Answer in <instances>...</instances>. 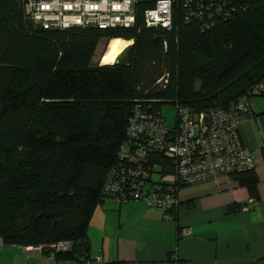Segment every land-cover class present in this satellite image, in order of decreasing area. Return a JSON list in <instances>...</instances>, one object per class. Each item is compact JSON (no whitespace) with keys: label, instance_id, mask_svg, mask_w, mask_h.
Masks as SVG:
<instances>
[{"label":"trees","instance_id":"obj_1","mask_svg":"<svg viewBox=\"0 0 264 264\" xmlns=\"http://www.w3.org/2000/svg\"><path fill=\"white\" fill-rule=\"evenodd\" d=\"M155 1L136 5L129 29L44 30L24 16L20 0H0L4 244L66 242L70 250L55 253L56 260L96 262L88 255L87 228L106 199L103 185L119 164L136 106L160 114L163 104H180L200 113L227 108L264 86V0H230L233 17L204 30L200 22H185L184 0H172L169 32L144 25ZM120 39L132 45L116 63L92 64L100 41H108L103 64ZM151 163L173 175L166 155L153 154Z\"/></svg>","mask_w":264,"mask_h":264},{"label":"built area","instance_id":"obj_2","mask_svg":"<svg viewBox=\"0 0 264 264\" xmlns=\"http://www.w3.org/2000/svg\"><path fill=\"white\" fill-rule=\"evenodd\" d=\"M24 16L44 30L94 28L99 30L129 29L135 25V7L147 0H20ZM230 0H184V20L197 21L208 29L216 21L231 19L235 8ZM172 0H156L144 12V25L149 29L171 31ZM132 45V42H131ZM264 90L252 88L248 95L227 108L210 107L200 113L174 104L175 126L169 130L159 113L142 111L136 106L118 151L119 164L105 179L102 194L117 203L141 201L151 208L175 211L180 204V187L214 181L254 170V159L243 147L239 126L253 117L254 99ZM153 154H164L174 166V183L159 189L152 186L154 171L160 167L151 163ZM165 219H172L165 214ZM186 230L183 235L188 234ZM33 251L67 252L66 242L32 247ZM172 259L177 261L175 254ZM101 262L100 257L91 259ZM86 264H90L87 260Z\"/></svg>","mask_w":264,"mask_h":264},{"label":"crops","instance_id":"obj_3","mask_svg":"<svg viewBox=\"0 0 264 264\" xmlns=\"http://www.w3.org/2000/svg\"><path fill=\"white\" fill-rule=\"evenodd\" d=\"M254 106L253 117L239 126L254 159L251 174L183 186L175 211L106 198L87 228L88 255L101 258L91 264H264V92ZM32 247L0 239V264H80Z\"/></svg>","mask_w":264,"mask_h":264},{"label":"rangeland","instance_id":"obj_4","mask_svg":"<svg viewBox=\"0 0 264 264\" xmlns=\"http://www.w3.org/2000/svg\"><path fill=\"white\" fill-rule=\"evenodd\" d=\"M107 43H108V41L102 40L98 44L95 55L92 59L93 65H102L100 58L102 55H104V53L106 51ZM129 46H130V43L126 42L125 48L120 53V55H118V57L116 58L114 63H116V61H118L119 57L122 56V54L126 51V49ZM197 85H198V83H197ZM160 114H161L162 119L165 120L167 128L169 130L173 129L175 126V114H176V109H175L174 105L173 104H163L161 106V109H160ZM152 182H154V183H161L162 182L161 184H173L174 183V177H173V175H161L160 171L156 170V171H154V173L152 175Z\"/></svg>","mask_w":264,"mask_h":264},{"label":"bare ground","instance_id":"obj_5","mask_svg":"<svg viewBox=\"0 0 264 264\" xmlns=\"http://www.w3.org/2000/svg\"><path fill=\"white\" fill-rule=\"evenodd\" d=\"M131 45V42H129ZM126 42L122 39L115 41L109 48L108 54L102 65H111L125 48ZM127 47V46H126Z\"/></svg>","mask_w":264,"mask_h":264}]
</instances>
